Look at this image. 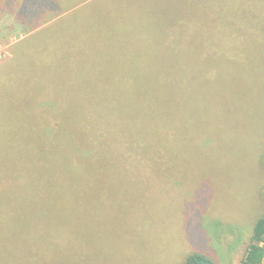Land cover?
Listing matches in <instances>:
<instances>
[{
	"label": "trees",
	"instance_id": "1",
	"mask_svg": "<svg viewBox=\"0 0 264 264\" xmlns=\"http://www.w3.org/2000/svg\"><path fill=\"white\" fill-rule=\"evenodd\" d=\"M103 9L97 0H0V20L12 14L28 30L0 60V160L20 159L19 169L0 171V251L5 254L0 264H12L11 257L21 253L28 254L29 259L20 256L28 264H82L81 220L87 210L82 194L94 161L111 173L139 178L140 169L151 167L140 168L141 159L160 162L181 150L190 154L191 143L200 148L209 135L215 142L232 137L221 129L223 120L245 125L257 117L248 118L246 110L261 91L259 97L250 95L243 83L236 86L235 75L227 108L207 101L202 84L193 83L207 77L224 85L225 77L212 66L200 67L202 74L196 75V65L172 58L160 65L162 75L152 66L148 72L154 74L135 77L152 59L147 53L139 63L131 53L127 64L118 58L111 64L116 73L108 75L96 73L93 60L78 63L85 51L101 52L111 29H130L133 19L139 23L137 16L102 14ZM130 62L139 67L132 70ZM241 263L264 264V213L253 224ZM184 264L214 262L193 252Z\"/></svg>",
	"mask_w": 264,
	"mask_h": 264
},
{
	"label": "rangeland",
	"instance_id": "2",
	"mask_svg": "<svg viewBox=\"0 0 264 264\" xmlns=\"http://www.w3.org/2000/svg\"><path fill=\"white\" fill-rule=\"evenodd\" d=\"M97 2L104 7L102 14L137 16L140 24L133 19L130 29H111L109 38L102 41L109 43L103 44L101 52L85 51L78 63L88 58L96 65V73L108 75L116 73L111 64L117 65L118 58L127 64V53H131L139 63L147 53L152 59L133 76H160V65L173 58L196 65V75L208 65L225 77L220 87L207 77L193 83L202 84L207 101L218 109L227 108V95L234 92L232 75L239 79L236 86L243 83L250 95L259 97L261 91V99L246 110L248 118L257 113L252 122L239 125L223 120L221 129L232 137L215 142L209 135L200 148L191 143L190 154L181 150L173 159L150 163L141 159L138 166L151 165V174L146 169H140L139 178L128 172L111 173L94 161L82 194L87 206L81 220L85 226L82 264H184L193 252L205 254L214 264H242L253 224L264 213V0ZM27 31L12 14L3 16L0 60L11 55V46L25 38ZM135 62H130L132 70L139 67ZM152 66L154 73L151 68L149 73ZM111 88L110 94H116V87ZM194 110L190 113L196 122ZM227 123L231 126L226 129ZM194 148H198L196 154ZM17 158L1 159L0 171L19 169ZM20 256L29 259L21 253L11 257L12 264H28ZM4 257L0 251V258Z\"/></svg>",
	"mask_w": 264,
	"mask_h": 264
}]
</instances>
